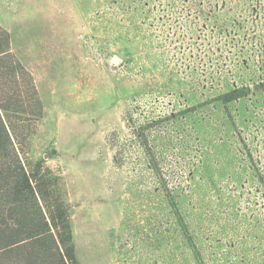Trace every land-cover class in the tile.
<instances>
[{"label": "rangeland", "instance_id": "374dc122", "mask_svg": "<svg viewBox=\"0 0 264 264\" xmlns=\"http://www.w3.org/2000/svg\"><path fill=\"white\" fill-rule=\"evenodd\" d=\"M81 264H264V0H0Z\"/></svg>", "mask_w": 264, "mask_h": 264}, {"label": "trees", "instance_id": "16d2710c", "mask_svg": "<svg viewBox=\"0 0 264 264\" xmlns=\"http://www.w3.org/2000/svg\"><path fill=\"white\" fill-rule=\"evenodd\" d=\"M42 112L33 77L0 24V264H81L61 171L23 157Z\"/></svg>", "mask_w": 264, "mask_h": 264}]
</instances>
